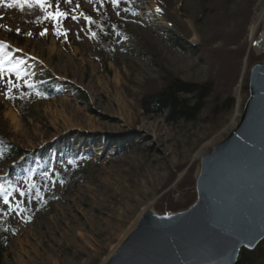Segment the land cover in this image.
<instances>
[{"label":"rangeland","instance_id":"1","mask_svg":"<svg viewBox=\"0 0 264 264\" xmlns=\"http://www.w3.org/2000/svg\"><path fill=\"white\" fill-rule=\"evenodd\" d=\"M42 3L0 0V127L28 158L63 151L0 184V220L14 225L0 264H105L145 208L172 214L196 202L198 155L228 137L264 60V0ZM44 74L58 87L39 101ZM168 77L212 86L194 123L144 114L142 99ZM252 253L264 264V241Z\"/></svg>","mask_w":264,"mask_h":264},{"label":"water","instance_id":"2","mask_svg":"<svg viewBox=\"0 0 264 264\" xmlns=\"http://www.w3.org/2000/svg\"><path fill=\"white\" fill-rule=\"evenodd\" d=\"M228 137L201 158L196 202L187 210H148L107 264H238L264 241V60Z\"/></svg>","mask_w":264,"mask_h":264},{"label":"trees","instance_id":"3","mask_svg":"<svg viewBox=\"0 0 264 264\" xmlns=\"http://www.w3.org/2000/svg\"><path fill=\"white\" fill-rule=\"evenodd\" d=\"M179 51H188L189 48L183 41L172 38L170 41ZM20 45H23L21 42ZM50 74H44L42 87L39 88L37 98L39 101H47L56 96V88L58 84L54 82ZM213 88L210 84L187 83L181 79L174 77L165 78L162 88L152 94H148L141 101V107L146 116L164 117L168 123L177 124L180 122L194 123L202 115L207 107L208 100L212 94ZM44 96V97H43ZM71 141V140H70ZM54 151L61 152L57 144L50 147V150L38 151L32 155L24 164V167H14L10 169L12 164L18 163L25 157L26 152L10 142L3 135L0 127V172L10 173L5 181L0 180V184L4 187L8 183H13L18 176L36 167L43 166L49 161ZM71 150H69L70 152ZM5 182V183H4ZM159 212L167 214L169 209H163ZM14 238V225L9 220H0V262L9 252ZM254 254L248 251H242L238 264H254Z\"/></svg>","mask_w":264,"mask_h":264},{"label":"bare ground","instance_id":"4","mask_svg":"<svg viewBox=\"0 0 264 264\" xmlns=\"http://www.w3.org/2000/svg\"><path fill=\"white\" fill-rule=\"evenodd\" d=\"M190 27H192V25H190ZM258 24H256V25H254L253 26V28H252V37H254V35H255V33L257 32V30H258ZM192 29V31H191V41L192 42H197L198 41V39H197V35H196V33L194 32V30H193V28H191ZM119 106H120V109H119V112H120V114L121 115H126V113H127V109H128V107L129 106H127V104H126V102L125 101H123V100H120L119 101ZM240 114H241V112H240V109H237V112H236V114H235V116H234V119H233V121H232V123H231V125H230V127H229V130H231V131H233V129H235V127L237 126V124L239 123V121H238V119H239V117H240ZM231 133V132H230ZM223 142V141H222ZM206 153L207 152H205V151H202L201 153H199V155H198V158H202V157H204L205 155H206ZM148 210H150L149 209V207L148 208H145V210L143 211V213L141 214V216H140V218L138 219V221L136 222V224L134 225V228L132 229V231L135 229V227L137 226V224H138V222L140 221V219L142 218V216H143V214H145ZM131 231V232H132ZM130 232V233H131ZM129 233V234H130ZM129 234L123 239V241H122V243L126 240V238L129 236ZM122 243L120 244V246L122 245ZM119 246V247H120ZM118 247V248H119ZM117 248V249H118ZM116 249V250H117ZM109 259L110 258H108L107 260H106V262H105V264H107V262L109 261Z\"/></svg>","mask_w":264,"mask_h":264},{"label":"snow or ice","instance_id":"5","mask_svg":"<svg viewBox=\"0 0 264 264\" xmlns=\"http://www.w3.org/2000/svg\"><path fill=\"white\" fill-rule=\"evenodd\" d=\"M68 2H71V0H68ZM113 2L115 3L116 0H113ZM38 3H40V6L41 7H44V4L42 3V0H38ZM12 5L10 4L9 7H11ZM67 14L66 13H62V12H57L55 15L52 16L53 19H57L58 17L60 16H66ZM73 19H75V17H72ZM46 31V30H45ZM42 35L44 33H41ZM30 35V33H29ZM7 203V200L5 201Z\"/></svg>","mask_w":264,"mask_h":264}]
</instances>
